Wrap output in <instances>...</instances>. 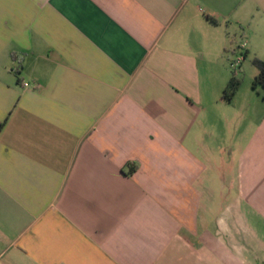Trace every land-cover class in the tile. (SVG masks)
I'll list each match as a JSON object with an SVG mask.
<instances>
[{
	"label": "crops",
	"instance_id": "1",
	"mask_svg": "<svg viewBox=\"0 0 264 264\" xmlns=\"http://www.w3.org/2000/svg\"><path fill=\"white\" fill-rule=\"evenodd\" d=\"M242 43L264 0H0V264H264Z\"/></svg>",
	"mask_w": 264,
	"mask_h": 264
},
{
	"label": "rangeland",
	"instance_id": "2",
	"mask_svg": "<svg viewBox=\"0 0 264 264\" xmlns=\"http://www.w3.org/2000/svg\"><path fill=\"white\" fill-rule=\"evenodd\" d=\"M233 49H235V51L237 52L235 55H241V51H240V47H232ZM231 49L230 47L228 48V50ZM235 56L230 55V53H226L224 55V61L226 63V70L229 74V78L231 77L232 74H235L236 76H238L241 80V87H240V93H242L243 91H249L252 92L253 96L255 99H257L259 102L264 103V89L258 87L256 90L253 91V81H251V77L253 76L252 74L254 72H257V69L252 65L251 61H252V57L248 56L246 57L244 60H242L243 62V67H244V71H242L241 66L237 69V71H234L231 66H230V61L234 58ZM229 59V60H228ZM212 73H213V82L210 83V85L212 87H217V78L219 77V71L218 68L213 67L211 69ZM223 122L219 120V118L217 117V115L211 116L210 117V121L206 124L205 126L207 127V130L212 129L215 130V132L218 134V131L223 130L222 128ZM208 132V131H207ZM216 182L214 181V184ZM217 186V185H216ZM217 198V197H216ZM216 200V199H215ZM218 200V199H217ZM218 202L216 201V205ZM213 214V213H212Z\"/></svg>",
	"mask_w": 264,
	"mask_h": 264
},
{
	"label": "trees",
	"instance_id": "3",
	"mask_svg": "<svg viewBox=\"0 0 264 264\" xmlns=\"http://www.w3.org/2000/svg\"><path fill=\"white\" fill-rule=\"evenodd\" d=\"M251 63L258 71V75L253 81V90H256L258 87L264 89V60L254 57ZM241 83L242 80L235 74H232L227 86L223 90L222 99L230 102L238 92Z\"/></svg>",
	"mask_w": 264,
	"mask_h": 264
},
{
	"label": "built area",
	"instance_id": "4",
	"mask_svg": "<svg viewBox=\"0 0 264 264\" xmlns=\"http://www.w3.org/2000/svg\"><path fill=\"white\" fill-rule=\"evenodd\" d=\"M246 44L242 43L240 46L241 55H234L235 57L230 61V66L234 71H237V69L240 67V64L242 60L244 59V50H245ZM236 54V53H235Z\"/></svg>",
	"mask_w": 264,
	"mask_h": 264
}]
</instances>
